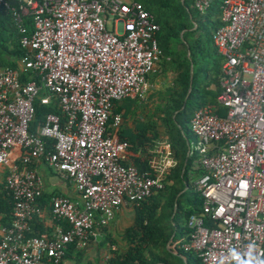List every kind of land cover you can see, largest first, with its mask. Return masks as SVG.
Segmentation results:
<instances>
[{"label":"built area","instance_id":"1","mask_svg":"<svg viewBox=\"0 0 264 264\" xmlns=\"http://www.w3.org/2000/svg\"><path fill=\"white\" fill-rule=\"evenodd\" d=\"M12 1L0 6L11 10L25 53L19 70L0 66V165L8 166L13 201L11 221L0 227V264H59L70 245L76 251L94 242L121 206L163 189L177 163L162 137L149 170L140 171L127 161L130 143L114 133L123 117L113 102L142 101L150 91L161 58L159 25L136 0ZM209 4L194 2L200 12ZM220 22L212 43L221 58L216 100L224 113L203 106L190 119L188 152L203 169L194 181L203 203L177 245L200 264H264V0H222ZM36 99L56 107L64 122L49 112L31 130ZM40 163L70 180L79 199L52 197L51 214L66 225L28 236L42 213Z\"/></svg>","mask_w":264,"mask_h":264},{"label":"trees","instance_id":"2","mask_svg":"<svg viewBox=\"0 0 264 264\" xmlns=\"http://www.w3.org/2000/svg\"><path fill=\"white\" fill-rule=\"evenodd\" d=\"M136 1L141 2L153 14L155 22L159 25L156 36L161 58L157 71L149 78L154 81L158 75L168 72L172 73L173 77L163 89L152 93L149 91L144 101L128 98L114 101L112 111L119 112L123 117L122 124L115 128L114 133L130 143V150L134 155L129 156L127 161L133 163L140 171L149 170L150 151L162 137H167L171 143L172 156L177 163L167 174L163 189L141 200L139 205H133V221L122 235L126 248L123 251L112 250L105 264H155L165 259L154 252L146 254L149 247L157 245L166 252L165 243L171 235L182 237L188 233L186 220L192 214L201 213L203 203V197L194 185L195 179L203 173V169L198 163V154L188 152L189 138L192 136L189 122L194 112L203 106L212 108L217 114L224 113V108L216 100L221 91V58L212 43V33L221 23L222 0H210L204 12L196 9V0ZM11 3L14 4L15 1L11 0ZM214 11L219 13L216 20L210 17V12ZM22 24L29 32L32 30L30 17L24 18ZM21 36L19 27L13 21L11 10L1 5L0 66L19 70L17 59L25 53V49L20 45ZM18 73L21 80L29 76L28 72ZM34 106L31 130L41 124L49 112L58 114L61 123L65 120L62 113L51 103L41 104L39 99H36ZM147 109L150 112L146 113ZM45 144L47 150L53 148L51 139L45 138ZM37 202L42 208V213L30 222L28 236L46 234L57 225H66L64 221L53 218L50 211L51 199L47 195H41ZM48 202L49 213L46 210ZM12 210V197L3 180L0 182V225H9ZM211 223L209 219H205V225ZM103 228L105 226L99 230ZM105 240L110 245L116 244V239L111 235H107ZM76 251L73 244L70 245L63 261L72 258L75 264H80L82 251ZM185 254L194 264H200L195 252Z\"/></svg>","mask_w":264,"mask_h":264},{"label":"crops","instance_id":"3","mask_svg":"<svg viewBox=\"0 0 264 264\" xmlns=\"http://www.w3.org/2000/svg\"><path fill=\"white\" fill-rule=\"evenodd\" d=\"M149 81L154 82L152 79H149ZM131 155H134V153L130 150L129 156ZM7 167L8 166L6 165H0V182H2L6 177ZM37 168L39 173L41 174L43 182L42 195H47L50 199L54 196L59 195L68 196L73 200L79 199L75 187L70 180L62 178L43 163L38 164ZM49 202L46 209L48 213ZM133 218L134 207L130 204L121 206L114 213L113 218L109 221L105 228L99 230L96 236V240L92 242L88 247L81 250L82 256H80L79 259L80 264H84L86 262H89L90 264H105L108 257H110V255L112 254V250L121 249L123 251L126 248V242L122 239L123 231L126 227L131 225ZM50 231L48 230L47 233H50ZM114 234L116 236V244L110 245V243H108V249L101 253L99 250V245L101 244V242L107 235L113 236ZM179 239L180 237L171 235L165 243V248L167 249L166 252L162 249V247L153 245V247H149L147 249L146 254L149 255V253L154 252V254H159L160 257L165 259L159 260L155 264H194L192 259L189 258L185 254V252H183L178 247L177 242ZM83 259H86V261L82 262ZM71 262L74 261L65 259L62 264H71Z\"/></svg>","mask_w":264,"mask_h":264},{"label":"rangeland","instance_id":"4","mask_svg":"<svg viewBox=\"0 0 264 264\" xmlns=\"http://www.w3.org/2000/svg\"><path fill=\"white\" fill-rule=\"evenodd\" d=\"M218 1H219V0H218ZM210 13H211L210 17H211L212 20H216V19L219 18V13H218L217 11H214L213 13L210 12ZM206 22L208 23V21H206ZM208 25H209V27H210V30H212L210 24H208ZM172 77H173V74L170 73V72H168L167 74H161V75H158V77L155 78L154 82L149 81L150 84H151V86H150V87H151V88H150V92L152 93V92L157 91L158 89H159V90H160V89H163L165 86H167V85L171 82ZM155 99H156V96H155ZM143 101H144V100H143ZM148 112H150L149 109L146 110V113H148ZM191 135H192V134H191ZM189 142H190V144L193 143V135L190 136V138H189ZM113 237H114V238L116 237L115 234L113 235ZM99 248H100V249H99L100 252L103 253L104 251H106V250L108 249V242L104 239V240L101 242V244L99 245ZM68 260H69V259H68ZM70 260L74 261L72 258H71ZM85 261H86V259H83V260H82V262H85ZM71 264H75V261H74V262H71Z\"/></svg>","mask_w":264,"mask_h":264},{"label":"water","instance_id":"5","mask_svg":"<svg viewBox=\"0 0 264 264\" xmlns=\"http://www.w3.org/2000/svg\"><path fill=\"white\" fill-rule=\"evenodd\" d=\"M191 72H192V70H191ZM98 239V238H97Z\"/></svg>","mask_w":264,"mask_h":264}]
</instances>
